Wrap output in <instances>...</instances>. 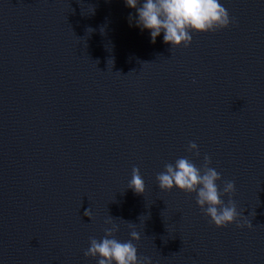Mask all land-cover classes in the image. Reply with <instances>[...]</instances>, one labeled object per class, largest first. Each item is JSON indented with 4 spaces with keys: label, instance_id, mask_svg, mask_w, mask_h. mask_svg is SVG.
I'll list each match as a JSON object with an SVG mask.
<instances>
[{
    "label": "water",
    "instance_id": "obj_1",
    "mask_svg": "<svg viewBox=\"0 0 264 264\" xmlns=\"http://www.w3.org/2000/svg\"><path fill=\"white\" fill-rule=\"evenodd\" d=\"M220 2L233 25L171 49L125 0H0V264H97L109 216L153 264H264V0ZM205 155L253 227L159 188Z\"/></svg>",
    "mask_w": 264,
    "mask_h": 264
},
{
    "label": "clouds",
    "instance_id": "obj_2",
    "mask_svg": "<svg viewBox=\"0 0 264 264\" xmlns=\"http://www.w3.org/2000/svg\"><path fill=\"white\" fill-rule=\"evenodd\" d=\"M125 4L136 12L135 17L129 14L130 26L134 20L141 31L149 30L151 43H155L163 32L164 43L170 44L171 49L189 47L192 33H215L234 24V19L220 0H125ZM187 151L200 156L198 145L193 141L188 143ZM211 163L208 155L204 156L199 167L188 157L165 163L164 171L156 175L158 186L163 191L175 187L188 194L195 193L201 212L218 228L233 223L238 228L253 227L243 215V210H237V204L232 199L236 191L235 181L224 180L221 190L217 183L222 179L221 174L211 167ZM128 188L137 194L145 192V181L138 167L132 169ZM223 196L229 197L227 203L221 198ZM88 217L91 219V216ZM105 224L110 226L104 228L103 237L89 238V246L84 251L86 258L95 259L97 264H153L151 257H138L137 246L132 242L140 240L137 231H131L130 240L120 241L116 238L120 228L114 218L109 216Z\"/></svg>",
    "mask_w": 264,
    "mask_h": 264
}]
</instances>
